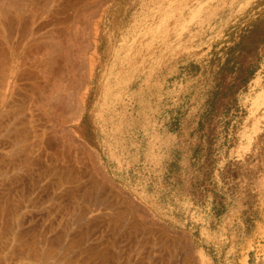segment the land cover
<instances>
[{
    "label": "rangeland",
    "instance_id": "rangeland-1",
    "mask_svg": "<svg viewBox=\"0 0 264 264\" xmlns=\"http://www.w3.org/2000/svg\"><path fill=\"white\" fill-rule=\"evenodd\" d=\"M83 12L63 110L0 93V264H264V0H0L6 84Z\"/></svg>",
    "mask_w": 264,
    "mask_h": 264
},
{
    "label": "bare ground",
    "instance_id": "bare-ground-1",
    "mask_svg": "<svg viewBox=\"0 0 264 264\" xmlns=\"http://www.w3.org/2000/svg\"><path fill=\"white\" fill-rule=\"evenodd\" d=\"M78 18V26H75L74 32L71 33H64L56 26L45 31L43 28L27 30L29 37L27 46L22 45L25 56L20 60L19 51L14 53L12 71L7 84L0 61L2 101L9 92L16 89L24 92L27 99H31V104L39 99L44 105H52L55 111L63 110L64 101L81 85L79 71L86 65L82 53L90 49V44L86 45L89 32L85 12ZM25 75L31 80L30 88L27 89L20 88L18 84ZM255 99L258 104H264V88Z\"/></svg>",
    "mask_w": 264,
    "mask_h": 264
},
{
    "label": "crops",
    "instance_id": "crops-1",
    "mask_svg": "<svg viewBox=\"0 0 264 264\" xmlns=\"http://www.w3.org/2000/svg\"><path fill=\"white\" fill-rule=\"evenodd\" d=\"M171 13H169V15H170ZM171 16V15H170ZM161 18V17H160ZM167 32H169V31H164V26L162 27V29H161V32H160V34L161 33H164V34H166ZM172 48V49H171ZM159 49H160V51L161 52H167L168 50H172V52L174 51V49H173V47H169V48H167V49H162L161 48V46H159ZM166 133V132H165ZM167 135H168V133H166ZM201 251H202V253L204 254V251H205V249L202 247L201 248Z\"/></svg>",
    "mask_w": 264,
    "mask_h": 264
}]
</instances>
